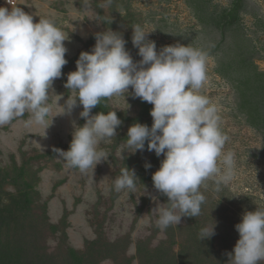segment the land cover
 <instances>
[{"label":"rangeland","instance_id":"rangeland-1","mask_svg":"<svg viewBox=\"0 0 264 264\" xmlns=\"http://www.w3.org/2000/svg\"><path fill=\"white\" fill-rule=\"evenodd\" d=\"M235 1L89 0L85 7L82 0H17L34 22L48 18L64 32L68 63L49 90L46 126H26L25 114L0 127L2 201L5 207L19 199L24 203L23 188L31 196L20 214L0 225L2 251L9 249L22 261L18 253L32 252L35 260L46 255L53 264H67L72 249L82 258L80 264H228L227 254L239 239L235 225L244 212L264 207V0H240L238 13L225 17ZM133 25L150 32L157 51L181 43L206 53L207 78L200 94L217 108L221 131L228 137L224 151L235 154L230 184L216 192L212 180L206 181L201 214L165 230L156 226L154 208L168 198L152 181L164 156L147 151V144L135 153L121 149L129 126L153 123L152 104L134 98L131 88L128 95L106 99L108 111L116 110L122 121L117 136L98 146L107 160L82 173L53 151L67 150L75 126L85 123L79 115L82 106L59 114L69 95L75 96L64 84L80 53L91 51L97 32L112 29L127 41L133 59L140 60L132 44ZM126 167L140 180L134 193L113 187ZM215 222L216 234L200 241V228Z\"/></svg>","mask_w":264,"mask_h":264},{"label":"clouds","instance_id":"clouds-1","mask_svg":"<svg viewBox=\"0 0 264 264\" xmlns=\"http://www.w3.org/2000/svg\"><path fill=\"white\" fill-rule=\"evenodd\" d=\"M112 0H107L110 4ZM12 7L0 6V127L28 114L26 126H46L51 114L49 104L54 80L61 78L68 63L64 41L68 39L54 21L40 17L34 22L31 14L6 0ZM88 7L89 0H82ZM104 6V5H102ZM132 44L138 48L135 61L126 49L127 41L112 29L95 34L91 51H82L76 70L67 74L64 87L75 93L64 103L71 114L82 106L83 125L75 126L67 150L54 148L57 157L69 168L82 173L95 169L107 160L98 150L103 142L117 136L122 121L117 111L92 110L103 99L124 93L152 104L151 127L139 122L129 126L123 153L154 151L161 155L160 167L152 174L154 188L167 196L158 204L156 226L165 230L179 225L184 217H198L206 196L201 188L212 180L213 190L222 191L235 174V154L225 152L228 137L221 131L217 108L200 94L206 78V53L185 44L163 46L148 39L150 32L133 25ZM49 126L46 127V129ZM146 168L151 164L146 163ZM140 181L134 169L124 168L114 180V190L135 192ZM239 233L228 264H259L264 261V207L246 211L235 225ZM214 225H205L198 232L200 241L216 234Z\"/></svg>","mask_w":264,"mask_h":264},{"label":"trees","instance_id":"trees-1","mask_svg":"<svg viewBox=\"0 0 264 264\" xmlns=\"http://www.w3.org/2000/svg\"><path fill=\"white\" fill-rule=\"evenodd\" d=\"M239 7H240V0H236L235 4L228 11V13H225V17H227L228 15H230V16L236 15L238 13ZM150 106H151V104H150ZM151 107H153V105ZM94 110L97 112L103 111V112L107 113L108 107H107L106 99H103L101 101V104L97 105L94 108ZM20 191L22 193L21 195L24 196L23 201L27 205L29 203V201L31 200V196H30L29 192L26 190V188L20 189ZM12 198H15V197H12ZM24 203L19 199V200H15V201H10L9 203H7V204H9V206L5 207L6 204L3 203L2 198L0 196V225L1 224L5 225L8 221L11 220L12 217L15 218L17 215L16 213H18V211L22 212V210L24 209V205H23ZM18 214H20V213H18ZM7 219H8V221H7ZM21 247L25 251V246L23 244H21ZM21 252H23V251H21ZM28 252H27L26 256L18 253L19 254L18 258L23 256L24 261H25L24 262L20 259H14L13 255L11 254L12 252L9 251V249H7L6 251H2V249L0 248V264H37L38 261H41L42 264H53V262L49 261L50 259L46 255L44 256V259H41V257L40 258L36 257V260H35L32 257V252L31 253H28ZM70 254H71V257H70V260L68 261L67 264H80L81 263L80 260L82 258H79L80 256L76 253V250H74V249L70 250ZM183 259H184V257H183ZM14 260H17V261H14Z\"/></svg>","mask_w":264,"mask_h":264},{"label":"built area","instance_id":"built-area-1","mask_svg":"<svg viewBox=\"0 0 264 264\" xmlns=\"http://www.w3.org/2000/svg\"><path fill=\"white\" fill-rule=\"evenodd\" d=\"M14 3L17 4V0H14ZM0 6H6L11 8L12 6L6 3V0H0Z\"/></svg>","mask_w":264,"mask_h":264}]
</instances>
